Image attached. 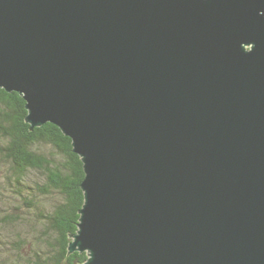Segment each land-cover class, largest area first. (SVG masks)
<instances>
[{"label": "water", "instance_id": "obj_1", "mask_svg": "<svg viewBox=\"0 0 264 264\" xmlns=\"http://www.w3.org/2000/svg\"><path fill=\"white\" fill-rule=\"evenodd\" d=\"M0 87L82 160L84 264H264V0H0Z\"/></svg>", "mask_w": 264, "mask_h": 264}, {"label": "trees", "instance_id": "obj_2", "mask_svg": "<svg viewBox=\"0 0 264 264\" xmlns=\"http://www.w3.org/2000/svg\"><path fill=\"white\" fill-rule=\"evenodd\" d=\"M26 102L0 87V264H84L69 252L83 204V163L71 138L30 127Z\"/></svg>", "mask_w": 264, "mask_h": 264}]
</instances>
